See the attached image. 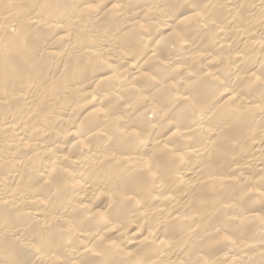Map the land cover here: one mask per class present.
<instances>
[{
    "label": "bare ground",
    "instance_id": "1",
    "mask_svg": "<svg viewBox=\"0 0 264 264\" xmlns=\"http://www.w3.org/2000/svg\"><path fill=\"white\" fill-rule=\"evenodd\" d=\"M0 264H264V0H0Z\"/></svg>",
    "mask_w": 264,
    "mask_h": 264
}]
</instances>
